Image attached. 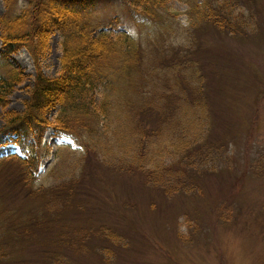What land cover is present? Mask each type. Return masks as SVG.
Here are the masks:
<instances>
[{
    "label": "rangeland",
    "instance_id": "1",
    "mask_svg": "<svg viewBox=\"0 0 264 264\" xmlns=\"http://www.w3.org/2000/svg\"><path fill=\"white\" fill-rule=\"evenodd\" d=\"M133 1L99 0L87 16L134 37L126 52L99 49L109 70L132 56L130 93L115 96L132 141L118 144L112 112L89 124L86 149L52 124L30 174L4 118L23 112L35 62L0 54V74L8 62L24 78L0 107V264H264V0ZM62 41L49 37L46 75L62 70Z\"/></svg>",
    "mask_w": 264,
    "mask_h": 264
},
{
    "label": "trees",
    "instance_id": "2",
    "mask_svg": "<svg viewBox=\"0 0 264 264\" xmlns=\"http://www.w3.org/2000/svg\"><path fill=\"white\" fill-rule=\"evenodd\" d=\"M4 1L8 11L0 17V54L3 58H8L9 54L25 48L35 62L34 80L23 112L4 118L8 132L15 133V141L24 154H14L11 157L26 162L30 174L35 175L43 156L38 146H41L48 127L54 124L53 128L57 132L70 133L86 149L88 142L97 140L95 129L89 124L94 121L102 127L101 123L107 112H112L119 123L118 144L124 138L120 134H125L124 141H132L133 139L128 138L136 132L139 135L135 129L134 115L127 107L128 102L115 97L116 91L129 90L130 93V89H124V86L132 84L136 77L135 70L129 68L133 63L132 56H128L127 52L125 59L129 62L122 68L113 64L110 65L112 70H109L100 63L105 58L100 50L117 48L126 52L127 43L136 48L134 38L125 32L118 36V33L108 30L106 26H100L101 22L87 19L99 0H22L23 7L16 14H9V8L18 0ZM136 1L142 4V0ZM55 33H59L63 39L60 60L62 70L56 76H49L42 72L40 61L48 54V40ZM114 37H119V41H115ZM77 38L84 42L80 43L75 40ZM84 62L86 66L83 69ZM5 67L6 73L0 74V107L5 105L6 97L24 80L18 67L8 62ZM84 97L86 100H83ZM53 109L57 110L58 115L55 117L56 122L50 123L45 115ZM73 120L84 121V128L78 131L75 129V133L70 132L73 130L65 126L71 125ZM103 145L105 148L108 146L107 140ZM107 150L111 151V148L108 147Z\"/></svg>",
    "mask_w": 264,
    "mask_h": 264
}]
</instances>
